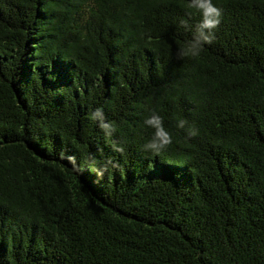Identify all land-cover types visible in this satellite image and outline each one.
<instances>
[{
	"label": "trees",
	"instance_id": "obj_1",
	"mask_svg": "<svg viewBox=\"0 0 264 264\" xmlns=\"http://www.w3.org/2000/svg\"><path fill=\"white\" fill-rule=\"evenodd\" d=\"M185 3L0 0V264H264V0H217L216 40L181 60ZM153 108L174 143L146 157ZM98 146L103 179L60 159Z\"/></svg>",
	"mask_w": 264,
	"mask_h": 264
},
{
	"label": "clouds",
	"instance_id": "obj_2",
	"mask_svg": "<svg viewBox=\"0 0 264 264\" xmlns=\"http://www.w3.org/2000/svg\"><path fill=\"white\" fill-rule=\"evenodd\" d=\"M185 7L189 18L198 15L200 19L194 26L190 23V19L180 20L181 26L191 33V38L177 50V57L181 60L196 58L206 46L212 45L224 18V9L218 5L217 0H186ZM89 119L98 125L104 140L110 144L114 152L124 154L128 150L127 140L113 139L117 132L116 124L107 118L103 107H96L90 111ZM142 127L151 130L150 136L140 146V151L146 157L160 156L173 145L174 133L166 125L165 117L156 109L148 111L142 121ZM176 127L185 130L188 137L200 135L199 128L195 124H190L187 119H178ZM97 151L99 156L96 152L90 153L86 161H82L76 154L67 153H60V159L78 174H83L86 169L94 171L100 180L105 175H110L120 165L114 157H104L103 147L98 146Z\"/></svg>",
	"mask_w": 264,
	"mask_h": 264
}]
</instances>
